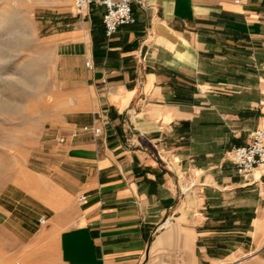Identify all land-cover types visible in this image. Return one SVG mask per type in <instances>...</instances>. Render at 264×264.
I'll return each instance as SVG.
<instances>
[{
  "label": "crops",
  "instance_id": "1",
  "mask_svg": "<svg viewBox=\"0 0 264 264\" xmlns=\"http://www.w3.org/2000/svg\"><path fill=\"white\" fill-rule=\"evenodd\" d=\"M48 4L83 84L0 189V264H264V173L229 161L264 127V0H132L110 37Z\"/></svg>",
  "mask_w": 264,
  "mask_h": 264
},
{
  "label": "rangeland",
  "instance_id": "2",
  "mask_svg": "<svg viewBox=\"0 0 264 264\" xmlns=\"http://www.w3.org/2000/svg\"><path fill=\"white\" fill-rule=\"evenodd\" d=\"M50 1L0 0V189L24 174L50 121L83 84L57 40L71 14ZM233 264L261 263L242 256Z\"/></svg>",
  "mask_w": 264,
  "mask_h": 264
},
{
  "label": "built area",
  "instance_id": "3",
  "mask_svg": "<svg viewBox=\"0 0 264 264\" xmlns=\"http://www.w3.org/2000/svg\"><path fill=\"white\" fill-rule=\"evenodd\" d=\"M131 4L132 0H72L75 15H83L91 5L104 8L102 24L106 37L112 36L120 27L135 23ZM86 67H90L89 62L86 63ZM93 134L99 137L100 129L95 127ZM61 141L62 139H59V142ZM229 161L238 175L246 176L257 169L264 173V127L252 134L248 145L231 149ZM77 201L80 204L84 203L86 196H79Z\"/></svg>",
  "mask_w": 264,
  "mask_h": 264
},
{
  "label": "bare ground",
  "instance_id": "4",
  "mask_svg": "<svg viewBox=\"0 0 264 264\" xmlns=\"http://www.w3.org/2000/svg\"><path fill=\"white\" fill-rule=\"evenodd\" d=\"M1 23H2V22H1ZM23 26H27V25H26V24H23ZM12 27H13V26H12ZM3 28H4V27H3ZM5 28H6V27H5ZM7 28H8V27H7ZM10 30H11V29H10ZM7 36H8V35H7ZM7 36H6V37H7Z\"/></svg>",
  "mask_w": 264,
  "mask_h": 264
}]
</instances>
